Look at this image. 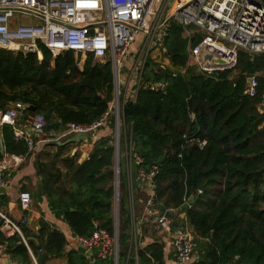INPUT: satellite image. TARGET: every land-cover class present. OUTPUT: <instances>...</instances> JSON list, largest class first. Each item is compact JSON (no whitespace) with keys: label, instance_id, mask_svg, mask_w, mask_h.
I'll return each instance as SVG.
<instances>
[{"label":"trees","instance_id":"1","mask_svg":"<svg viewBox=\"0 0 264 264\" xmlns=\"http://www.w3.org/2000/svg\"><path fill=\"white\" fill-rule=\"evenodd\" d=\"M202 37L194 28L184 29L169 19L161 38L169 65L160 67L147 59L141 72L146 86L140 85L134 100L122 106L125 141L142 163L133 166L130 176L119 170L118 264H166L164 242L146 235L137 195L141 246L136 253L130 247L127 184L135 191L138 184H146L139 180V170L145 175L155 171L150 209L159 215L178 210L184 220L177 216L171 221V233L182 227L193 233L196 248L186 264H264V112L259 110L264 105V54L239 52L234 68L202 74L188 62L189 48ZM38 50L41 59L36 53L0 49V109L23 105L21 120L41 114L44 132L50 135L66 133L70 124L89 126L108 111L113 100L109 60L87 55L77 63L72 51L53 56L40 43ZM252 76L257 87L249 96L245 92ZM153 84L165 91L151 90ZM107 128L108 134L93 143L80 163L66 144H48L35 158V197L47 200L53 215L75 238L90 239L96 228L109 236L115 232L112 120L101 130ZM1 139L4 154L28 155L26 137L17 138L12 126H2ZM18 225L28 240L32 232L25 223ZM38 225L40 238L29 246L35 255L42 252L37 257L43 264L63 254L67 241L44 220ZM0 245L17 264H30L17 233L6 238L0 230ZM66 258L68 264H89L82 250L70 251ZM93 258V264H113Z\"/></svg>","mask_w":264,"mask_h":264},{"label":"built area","instance_id":"2","mask_svg":"<svg viewBox=\"0 0 264 264\" xmlns=\"http://www.w3.org/2000/svg\"><path fill=\"white\" fill-rule=\"evenodd\" d=\"M172 19L184 29L194 28L203 34L200 42L189 48L188 62L199 73L210 75L235 67L239 52L250 55L264 54V3L261 0H0V49L11 52L36 53L41 59L38 44L44 45L53 56L65 51L80 52L82 58L91 55L94 60H109L113 72V100L98 120L89 126L68 125L66 133L90 134L96 140L97 133L109 120L113 121V146L118 156L125 159L126 174L130 176L133 166H139L142 159L124 143L120 151L119 130L122 106L129 100L119 101L121 95L120 74L125 68L126 57L131 47L141 37V46L135 53L137 85L142 84L141 72L150 51L161 44L162 31L166 22ZM209 56L208 59H204ZM138 57V58H137ZM141 61L140 64L137 60ZM124 61V62H123ZM220 61V64L217 63ZM139 67V68H136ZM160 67H164L162 64ZM246 94L255 95L257 81L250 77ZM161 84H153L151 90L162 89ZM25 107L19 103L4 110L0 109V126L8 125L14 129L17 138L25 136L16 122ZM45 118L41 114L30 117V128L36 137L44 134ZM27 139V138H26ZM28 154L34 150L32 139H27ZM203 142L199 143L202 147ZM25 156L4 154L0 159V199L5 188V173L18 168ZM116 162V159H115ZM155 171L145 175L138 171L139 180L149 185L150 196L144 211L156 217L160 228L170 233V222L164 214L151 210L154 195L152 178ZM128 204L131 212L132 184H127ZM118 193V188H117ZM200 193V191L198 192ZM22 211H28L31 198L27 193L19 195ZM188 205V204H184ZM170 213L174 211H168ZM23 223L26 222L24 217ZM0 230L9 238L17 233L25 245L30 264H39L19 227L0 207ZM116 233V232H114ZM172 247L177 264H186L194 256L196 244L194 235L186 227L171 233ZM135 226L131 214L130 247L135 246ZM84 248L99 247L98 256L118 264L117 233L109 236L101 228H96L90 239H77ZM4 245H0L3 249ZM40 252V251H39Z\"/></svg>","mask_w":264,"mask_h":264},{"label":"crops","instance_id":"3","mask_svg":"<svg viewBox=\"0 0 264 264\" xmlns=\"http://www.w3.org/2000/svg\"><path fill=\"white\" fill-rule=\"evenodd\" d=\"M159 46H156L153 48L147 59L152 60L155 64L160 66L161 64L163 66L169 65L168 59L165 57V49L162 47V44H158ZM141 46V37H139L136 44H134L131 49V59L129 62H125V68L121 71L120 74V82H121V97L122 100L130 99L134 96L135 87L137 85V76H136V69H135V53L138 51V49ZM130 49V50H131ZM134 59V60H133ZM132 100V99H131ZM21 118V116H20ZM18 118L16 125L21 130H27L30 128V118L28 120H21ZM110 123V120L109 122ZM2 128V127H1ZM112 134V130L110 132ZM45 136L47 133H45ZM43 134V135H44ZM75 134V133H64L59 135H54V139H52V142L56 144H66L71 148L70 156L76 154L78 155V162H82L85 159H87L88 155L90 154L93 143L101 136L108 134V128L104 130H100L97 133V139L94 140L90 134H84L86 136L79 137L77 139H67L65 141H62L63 139L67 138L68 135ZM42 136L36 137L34 134L31 136H28L25 134L27 139H32L35 144V148L31 153L25 156V159L23 163L15 169H10L5 173V188L2 191V196L0 200V207L3 211L6 212L8 217L17 225L18 224H24L22 222L23 218H26V226L29 231L32 232V235L29 239H32L34 235H37L36 242L39 240V225L38 222L41 220H44L48 227L51 229H56L60 231L66 238V245L64 247V253L60 256H51L48 257L46 260H44L43 264H68L66 253L70 251L77 252L79 250H82L83 256L88 260L89 264H93L94 262V256L97 258L103 260L98 256L99 253V247L95 246L92 248H84L81 245H79L77 239L71 234L69 227L66 223H64L62 220L57 219L53 213L51 212L49 205L47 203V200L45 198L38 200L35 197V192L38 186L39 179L36 177L35 173V158L37 157V154L40 150H42L46 145L50 144L48 140L42 139ZM50 136V134H49ZM121 141H120V151L124 149V143L125 141V135L124 131H122V134L120 135ZM122 156V155H121ZM139 190L133 189L132 187V203H131V214L133 216L134 226H135V246L136 248L132 247V250L134 253H136V250L141 246L140 240H139V234H140V224L142 223V219L145 222V224H142L147 228V232L151 233L152 230L156 231L153 234V238H159L161 241L164 242L166 247V264H177L172 244L170 243L171 240V232L167 233L163 231L160 226L157 224L156 217L154 215L147 214L145 209V203L147 199L150 196V187L149 185L144 184H138ZM21 193H27L31 198V205L28 209V211H22L19 204V195ZM135 195L138 196V202L139 204H143V211L141 213L142 219H139L136 214L135 206L137 204V200L135 198ZM140 195H143L144 198H141ZM143 200V201H142ZM179 220H184L183 215H178ZM28 239V240H29ZM31 244V243H29ZM5 245L3 249H0V264H17L15 261L11 260L9 255L4 251ZM28 253V252H27ZM42 252L36 253V256H40ZM96 254V255H95ZM29 256V255H28ZM37 257L38 263H40L39 258ZM30 259V258H29Z\"/></svg>","mask_w":264,"mask_h":264},{"label":"water","instance_id":"4","mask_svg":"<svg viewBox=\"0 0 264 264\" xmlns=\"http://www.w3.org/2000/svg\"><path fill=\"white\" fill-rule=\"evenodd\" d=\"M262 3H264V0H261ZM76 56V61L77 63H80L81 62V58H82V55L80 52H76L75 54ZM209 56H205L204 59H208ZM217 62V61H216ZM217 63L220 64V61H218ZM247 82L250 83V79H247ZM146 84L145 83H142L141 84V87H145ZM162 92L165 91V88H162L161 89ZM26 109H28L29 111L31 112H34L35 111V108L34 107H26ZM259 110L261 112H264V105H262ZM24 119H26V116L24 117ZM1 126H0V151L1 153L3 154L4 153V147H3V143H2V139H1ZM25 133L28 135V136H31L33 134V130L32 128H29L27 130H25ZM115 159H116V162H115V167H114V172H115V182H114V188H115V232L117 233V214H118V198H117V188H118V176H119V170H121L122 174H126V165H125V159L123 156H118V151L116 150L115 152ZM192 202V199L189 200V203ZM187 205H184L183 208H186ZM165 218H167L169 221H174L177 219V216H178V210L170 213V212H166L164 214ZM116 233H114L116 235ZM36 238H37V235H34L32 239H29L27 240L28 243H31V244H35L36 242ZM195 259H197V257H195Z\"/></svg>","mask_w":264,"mask_h":264},{"label":"rangeland","instance_id":"5","mask_svg":"<svg viewBox=\"0 0 264 264\" xmlns=\"http://www.w3.org/2000/svg\"><path fill=\"white\" fill-rule=\"evenodd\" d=\"M139 39V38H138ZM138 41V40H137ZM131 51H132V49L129 51L130 53H131ZM138 58V57H137ZM82 60H81V63L84 61V58H81ZM131 59V56H130V54L126 57V60H125V62H129V60ZM134 60V59H133ZM141 61L142 60H140L139 59V61L137 60V63L138 64H140L141 63ZM124 62V61H123ZM136 68H139V67H136ZM122 95V94H121ZM121 95H119V101L121 102V99H122V97H121ZM120 132H119V137H120V135L122 134V131H123V125H122V122H121V125H120V130H119ZM83 136H86V135H84V134H71V135H68L67 136V138H65V139H63L62 141H65V140H67V139H77V138H79V137H83ZM44 138V140H48V142L50 143V144H52V143H54V142H52V139H54V135H50L49 136V134H47L46 136H45V134L43 135V137H42V139ZM120 141H121V137H120ZM120 155H122V153L120 154ZM146 230H147V228H145ZM154 232H156V231H154V230H152V232L151 233H148L147 234V232H146V235L147 236H153V234L152 233H154Z\"/></svg>","mask_w":264,"mask_h":264}]
</instances>
